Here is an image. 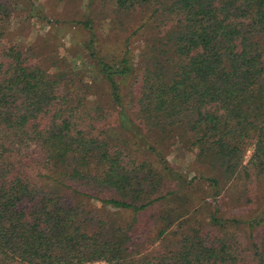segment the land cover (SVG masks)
I'll return each mask as SVG.
<instances>
[{
  "label": "trees",
  "instance_id": "16d2710c",
  "mask_svg": "<svg viewBox=\"0 0 264 264\" xmlns=\"http://www.w3.org/2000/svg\"><path fill=\"white\" fill-rule=\"evenodd\" d=\"M100 2L155 35L107 55L80 21L89 83L4 43L0 0V264H264V0Z\"/></svg>",
  "mask_w": 264,
  "mask_h": 264
},
{
  "label": "rangeland",
  "instance_id": "374dc122",
  "mask_svg": "<svg viewBox=\"0 0 264 264\" xmlns=\"http://www.w3.org/2000/svg\"><path fill=\"white\" fill-rule=\"evenodd\" d=\"M88 17L94 23L98 49L107 55L122 54L129 46L131 54L138 56L145 51L148 37L155 35L149 26L136 31L145 25L139 14H116L112 7L104 6L100 0H16V12L3 42L33 47L36 58L43 65L55 69L58 68L56 65L65 61L72 69L80 70V75L87 82H97L85 48L89 34L80 24V21ZM96 89L98 93L99 88ZM103 101L107 102L108 98H103ZM251 154L250 149L245 162H248ZM173 158L174 154H171L169 159ZM178 161V165L184 166L192 161V155L179 154ZM259 194L264 195L262 190H259ZM227 201L230 207L235 205L232 191L227 194ZM230 207L232 213L244 216L250 214L248 207ZM124 219L125 215L119 216L117 220ZM159 243L150 244V249L159 246Z\"/></svg>",
  "mask_w": 264,
  "mask_h": 264
}]
</instances>
